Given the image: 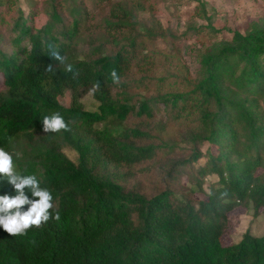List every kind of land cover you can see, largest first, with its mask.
Instances as JSON below:
<instances>
[{
	"label": "trees",
	"instance_id": "obj_1",
	"mask_svg": "<svg viewBox=\"0 0 264 264\" xmlns=\"http://www.w3.org/2000/svg\"><path fill=\"white\" fill-rule=\"evenodd\" d=\"M144 2L26 0L25 11L0 0V148L52 193V214L60 213L23 236L0 229V264H264V235L233 242L227 233L235 210L264 209V30L252 24L218 52L202 48L196 77L180 87L155 76L179 56L161 47L169 37L152 15L141 20L152 10ZM65 94L68 106L58 101ZM88 94L93 109L84 107ZM155 105L196 134L191 154L148 196L127 183L175 151L143 122ZM57 112L70 130L43 132V117ZM0 195H15L3 178Z\"/></svg>",
	"mask_w": 264,
	"mask_h": 264
},
{
	"label": "rangeland",
	"instance_id": "obj_2",
	"mask_svg": "<svg viewBox=\"0 0 264 264\" xmlns=\"http://www.w3.org/2000/svg\"><path fill=\"white\" fill-rule=\"evenodd\" d=\"M18 1L27 11L24 4L26 0ZM144 3H150L152 10L149 13H141V20L148 25L152 15L169 37L161 47L170 55L179 56V60L172 59L164 66H158L156 62L155 66L158 68L155 76L157 78L166 76L169 82H179L180 87L182 78L189 75L192 78L196 77L198 69L196 57L202 48H208L212 53L218 52L224 44L230 42L233 32L245 33L252 24L264 30V0H146ZM201 3L204 5L203 8ZM44 22L43 16L38 15L35 18L36 26ZM150 96L151 94L147 95V98ZM58 101L63 106L69 104L66 94L59 97ZM83 102L86 109L95 107L89 94L83 98ZM152 113V119L143 122L148 125L152 134H158L163 142L173 145L175 151L152 160L148 173L138 175L127 183L128 187L141 190L148 196L159 191L161 187L159 182L168 179L167 174L174 164L191 154L196 134V126L193 123L171 124L168 110L163 105L153 106ZM137 121L131 118L128 125ZM140 122L142 121H138ZM150 143L154 141L151 140ZM200 148L205 152L206 145L203 144ZM64 152L75 160V155L69 149H65ZM204 161L205 159L200 160L195 167L203 165ZM215 179L212 176L206 177L205 187ZM179 191L186 192L187 189ZM230 217L231 226L227 233L233 242H238L245 232L254 236L264 235L263 208L255 213L249 205L247 208L235 210Z\"/></svg>",
	"mask_w": 264,
	"mask_h": 264
},
{
	"label": "clouds",
	"instance_id": "obj_3",
	"mask_svg": "<svg viewBox=\"0 0 264 264\" xmlns=\"http://www.w3.org/2000/svg\"><path fill=\"white\" fill-rule=\"evenodd\" d=\"M50 58L61 64L65 60L55 49L50 50ZM45 71L52 72V64H48ZM65 71L73 72V66L66 65ZM77 74L74 73V75ZM111 78L114 84L120 83V77L115 70L111 71ZM100 87V83L97 81L89 89V94L95 95ZM42 124V130L47 134L70 130L63 116L58 112L44 116ZM0 178L12 185L15 192L14 196L0 195V229L9 236H23L31 228H41L50 220H60L59 211H56L55 215L51 211L56 207L53 203L52 193L47 188L41 187V183L35 175L19 174L15 169L12 154L3 148H0ZM25 189L31 193L33 199L26 195ZM25 206H27L26 210Z\"/></svg>",
	"mask_w": 264,
	"mask_h": 264
}]
</instances>
